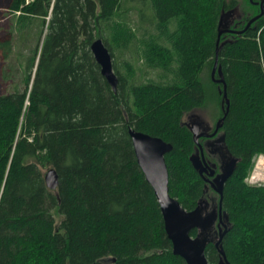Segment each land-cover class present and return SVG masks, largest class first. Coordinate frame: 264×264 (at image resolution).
<instances>
[{
  "label": "trees",
  "instance_id": "trees-1",
  "mask_svg": "<svg viewBox=\"0 0 264 264\" xmlns=\"http://www.w3.org/2000/svg\"><path fill=\"white\" fill-rule=\"evenodd\" d=\"M6 5L0 264H187L173 251L129 128L173 144L166 154L169 191L187 210L212 192L219 204L220 195L208 190L191 162L197 144L184 120L211 102L223 115V85L212 78L217 53L230 100L221 132L228 152L240 159L224 186L222 212L229 221L222 242L232 264H264V184L246 180L254 157L264 154V14L242 33L223 32L217 47L222 14L239 8L242 15L230 27L243 30L261 12V0ZM133 10L138 28L130 23ZM97 38L113 56L117 90L91 50ZM150 69L157 77L147 76ZM50 167L59 174L56 189L45 181ZM206 254L219 260L215 241Z\"/></svg>",
  "mask_w": 264,
  "mask_h": 264
},
{
  "label": "water",
  "instance_id": "water-1",
  "mask_svg": "<svg viewBox=\"0 0 264 264\" xmlns=\"http://www.w3.org/2000/svg\"><path fill=\"white\" fill-rule=\"evenodd\" d=\"M233 12L234 10L228 11L221 16L217 41L218 50L221 46L220 37L223 32L242 33L245 29L251 26L256 19L264 14V0H261V12L251 18L243 30L232 29L229 26L227 21L229 17L233 15ZM91 50L96 61L101 66L102 74L107 78L113 89L117 90L119 79L114 71L113 56L109 48L105 45L103 39H95L91 44ZM216 74L218 75L217 77ZM212 78L215 82L223 85L222 89H220L223 94V115L217 120L215 129L211 133L199 132L200 128L198 122L193 124L187 123L194 134V139L198 147H201L200 137L202 135L214 136L219 131L223 126V122L229 111L230 100L227 97L226 82L222 68L218 65V53L213 66ZM129 134L132 138L138 163L142 168L147 181L153 187L159 201L164 216L166 231L173 243L174 253L182 256L187 264H232L226 255L222 242L225 233L228 231L229 221L228 214L222 212V199L225 183L235 172L238 161L237 158H232L226 163L222 168L221 173L217 174L212 182L215 190L221 196L218 211L220 214V220L224 225V229H222L219 234L215 235L212 225L217 217L216 210L207 216H203L201 211L202 201L199 202L195 209L187 210L180 200L177 197L172 196L169 191L170 175L166 161V154L173 149V144L164 140L160 136L139 131L132 127L129 128ZM190 159L194 168L198 170L201 175H204L205 171L207 172V167H211L204 163L199 150H196L190 156ZM214 174L215 168L211 167L210 175ZM44 177L46 184L50 189H56L58 187L59 174L56 168H48ZM195 227L199 229V232L196 236H193L191 230ZM210 241H215V245L220 253V258L217 262H211L207 257L206 247Z\"/></svg>",
  "mask_w": 264,
  "mask_h": 264
},
{
  "label": "rangeland",
  "instance_id": "rangeland-1",
  "mask_svg": "<svg viewBox=\"0 0 264 264\" xmlns=\"http://www.w3.org/2000/svg\"><path fill=\"white\" fill-rule=\"evenodd\" d=\"M130 5H137V3L134 2H129ZM151 7H145V16H147V18H149L151 16V12H152V8ZM7 5H6V0H0V39L4 38L7 35V29L9 28V17L7 14ZM242 15L241 10L239 8H236L233 12V15L231 17H229L228 19V24L230 26V24L233 23L234 19H238L240 18ZM131 16V26L134 28H138V23H139V15L137 12H135L134 10L131 11L130 13ZM145 26H147L148 28H152V24L150 22H145L144 24ZM137 26V27H136ZM141 32V31H140ZM131 51H126L125 52V57L130 58L131 56ZM2 67H3V62L0 59V94H2L3 92L6 91V89L8 88L9 82H5L2 78ZM147 76L148 77H157L156 71L150 69L149 71H147ZM211 91H214V87H210ZM214 95V93L212 94ZM195 116H199L200 118L197 120H203L209 124H214L215 122H217V120L219 119L218 117V110H217V106L214 102H211L208 104L207 107L205 108H199V109H195L189 113H187L184 117V120L191 124L192 120H194ZM47 169H44V172H46ZM246 180L250 183L254 182L255 184H264V154H259L257 156L254 157L253 159V166L252 169L250 171V173L248 174V176L246 177ZM217 193V192H216ZM212 195H215V197L217 198V195L215 193H211ZM57 219L59 218V216H56Z\"/></svg>",
  "mask_w": 264,
  "mask_h": 264
},
{
  "label": "flooded vegetation",
  "instance_id": "flooded-vegetation-1",
  "mask_svg": "<svg viewBox=\"0 0 264 264\" xmlns=\"http://www.w3.org/2000/svg\"><path fill=\"white\" fill-rule=\"evenodd\" d=\"M199 118V116H195L194 120H192V124L198 122L200 128L199 132L211 133L214 131L216 122L214 124H209L203 120H197ZM200 143L201 147L197 146L196 150H199L205 164H208L212 168H215V174L210 175L211 167H207V172L205 171L204 175H201L200 173L199 174L205 179L208 190L212 189L213 191H216L212 182L214 181L217 174L221 173L222 168L225 166V164L228 163L232 158L236 157L232 156L226 149L224 135L221 132V128L214 136L202 135L200 137ZM237 160L238 164L240 159L237 158ZM219 199H221V196ZM218 205H220V200L218 204V199L215 197V195L212 194H209L206 198H204L201 204V211L203 216H207L208 214L213 213L214 210H216L217 212V217L215 219L214 224L212 225L215 235L219 234L220 231L224 229L223 222H221L220 220L219 211L217 210Z\"/></svg>",
  "mask_w": 264,
  "mask_h": 264
},
{
  "label": "bare ground",
  "instance_id": "bare-ground-1",
  "mask_svg": "<svg viewBox=\"0 0 264 264\" xmlns=\"http://www.w3.org/2000/svg\"><path fill=\"white\" fill-rule=\"evenodd\" d=\"M137 27V26H136ZM131 58V57H130ZM119 62V61H118ZM218 107V106H217Z\"/></svg>",
  "mask_w": 264,
  "mask_h": 264
},
{
  "label": "built area",
  "instance_id": "built-area-1",
  "mask_svg": "<svg viewBox=\"0 0 264 264\" xmlns=\"http://www.w3.org/2000/svg\"><path fill=\"white\" fill-rule=\"evenodd\" d=\"M259 184V183H258Z\"/></svg>",
  "mask_w": 264,
  "mask_h": 264
}]
</instances>
